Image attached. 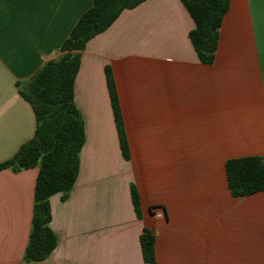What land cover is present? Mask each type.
<instances>
[{"label":"crops","instance_id":"obj_1","mask_svg":"<svg viewBox=\"0 0 264 264\" xmlns=\"http://www.w3.org/2000/svg\"><path fill=\"white\" fill-rule=\"evenodd\" d=\"M92 4L0 0V164L34 136L35 117L19 91L61 56ZM193 27L179 0H144L79 52V172L66 200L49 199L57 244L39 264H144L145 229L155 264H264V191L232 196L224 168L229 159H264V0H229L210 64L190 43ZM37 172L0 171V264L23 262Z\"/></svg>","mask_w":264,"mask_h":264},{"label":"trees","instance_id":"obj_2","mask_svg":"<svg viewBox=\"0 0 264 264\" xmlns=\"http://www.w3.org/2000/svg\"><path fill=\"white\" fill-rule=\"evenodd\" d=\"M144 0H93L60 47L61 56L46 62L19 91L35 117L33 138L16 154L0 164L5 169L37 168L31 230L21 264H39L54 250L57 238L50 229V197L59 194L66 200L78 177L80 151L84 145V127L73 101L74 79L80 54L86 43L107 30L124 10ZM194 24L188 33L200 62L210 64L218 44V28L228 11L229 0H179ZM213 29V30H212ZM106 85L122 157L129 151L119 109L118 97L109 68H105ZM228 189L234 197L264 191V159L245 157L229 159L224 165ZM131 198L138 212V196ZM138 214V213H137ZM144 264H155L154 236L144 230L139 237Z\"/></svg>","mask_w":264,"mask_h":264},{"label":"built area","instance_id":"obj_3","mask_svg":"<svg viewBox=\"0 0 264 264\" xmlns=\"http://www.w3.org/2000/svg\"><path fill=\"white\" fill-rule=\"evenodd\" d=\"M160 216V215H159Z\"/></svg>","mask_w":264,"mask_h":264},{"label":"water","instance_id":"obj_4","mask_svg":"<svg viewBox=\"0 0 264 264\" xmlns=\"http://www.w3.org/2000/svg\"><path fill=\"white\" fill-rule=\"evenodd\" d=\"M213 30V29H212Z\"/></svg>","mask_w":264,"mask_h":264}]
</instances>
